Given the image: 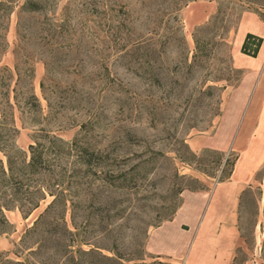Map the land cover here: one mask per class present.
Here are the masks:
<instances>
[{
    "label": "rangeland",
    "instance_id": "obj_1",
    "mask_svg": "<svg viewBox=\"0 0 264 264\" xmlns=\"http://www.w3.org/2000/svg\"><path fill=\"white\" fill-rule=\"evenodd\" d=\"M10 1L0 121L27 159L45 134L68 143L46 178L66 188L68 238L95 250L79 264L172 263L148 252L162 225L167 250L185 256L197 236L217 264H264V109L249 99L261 44L244 53L237 34L247 0ZM233 181L236 205L220 190ZM52 198L26 218L4 210L0 253L16 258ZM46 245L30 261L54 259Z\"/></svg>",
    "mask_w": 264,
    "mask_h": 264
},
{
    "label": "trees",
    "instance_id": "obj_2",
    "mask_svg": "<svg viewBox=\"0 0 264 264\" xmlns=\"http://www.w3.org/2000/svg\"><path fill=\"white\" fill-rule=\"evenodd\" d=\"M10 0H0V22L2 17H7L11 14L13 7ZM25 3L23 7H27ZM0 23V28H1ZM3 29V27L1 28ZM3 36L0 33V47L2 46ZM261 44V38L251 33H247L242 44V51L248 52L252 49L254 55ZM0 233L6 232L8 221L4 215V210L18 209L23 218H26L30 213L39 207L40 201L46 198V195L53 197L44 211L36 218L32 226L25 230L24 235L20 240V251H14L16 258H9L7 253H0V264H79L82 256L90 255L95 252L94 249L83 250L80 247V242L75 243L74 239L68 237L74 236L64 221V213L66 210L67 194L66 188L60 179L49 181L46 177L51 172V160L49 155L53 154L55 158L60 155L65 146L68 144L61 138L49 136L45 134L42 140L35 141L34 144L28 145L29 157L19 149H13L7 141L8 129L7 125L0 121ZM83 153H87V149H82ZM84 162H88L84 160ZM53 212L54 215L50 216ZM49 233L50 237L45 238V244L42 243L43 233ZM63 233V234H62ZM64 235L65 239L52 238L58 235ZM67 238H66V236ZM35 237L31 245L27 244L28 238ZM47 244L52 249H56L57 253L53 255L54 259L48 262L33 263L29 257L38 255L42 247ZM35 245V248H33ZM77 245L75 249L73 246ZM30 249L26 254L24 251ZM61 252V254H59ZM78 256V257H76ZM109 264H120L122 259L118 254L115 256H102ZM61 258V259H58ZM57 259V260H56ZM148 264H174L163 263L161 261Z\"/></svg>",
    "mask_w": 264,
    "mask_h": 264
},
{
    "label": "crops",
    "instance_id": "obj_3",
    "mask_svg": "<svg viewBox=\"0 0 264 264\" xmlns=\"http://www.w3.org/2000/svg\"><path fill=\"white\" fill-rule=\"evenodd\" d=\"M247 3L253 7L243 12L242 16L240 17L239 24H238V30L237 34H239L240 41L244 39V36L247 33H251L255 36H258L261 38V46L260 49L255 57H251L252 60H255L256 62H260V68H261V74L260 79L256 88L253 90L251 96H250V102L253 104L252 109H264V53L262 51L264 50V18L261 15H264V0H247ZM248 99V100H249ZM234 182V181H233ZM241 182L235 181L234 184L229 183L228 185H225V187H221L220 190H225L227 199L231 200L236 205L238 195L240 191L243 190V187H240L239 185ZM218 192V191H217ZM220 199L218 196V193H213L212 196V202H216ZM155 242L151 243V249H149V254L153 258L151 259H160V260H168L169 262L175 263V264H205L207 262V258L210 257L208 262H215L214 264H217V262L220 261L219 256L221 257L222 253L216 255H203L201 256L198 251V245H199V237H195L191 244V249L185 256L181 255L180 253L176 251H170L167 248H163L161 246V243L159 242L160 239H162L165 235V228L164 225L157 227L155 230ZM216 256V257H215ZM233 258V255L231 256V259Z\"/></svg>",
    "mask_w": 264,
    "mask_h": 264
}]
</instances>
